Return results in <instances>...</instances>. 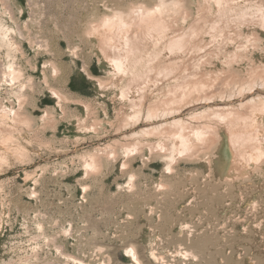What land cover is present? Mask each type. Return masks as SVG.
Here are the masks:
<instances>
[{"label": "rangeland", "instance_id": "rangeland-1", "mask_svg": "<svg viewBox=\"0 0 264 264\" xmlns=\"http://www.w3.org/2000/svg\"><path fill=\"white\" fill-rule=\"evenodd\" d=\"M156 1L0 0V23L13 28L18 44L9 53L34 84L33 90L25 87L30 124L13 130L18 148L0 145V264H134L125 251L130 245L142 264H264V157L259 166L247 157L240 173L230 171L222 128L208 151L178 156L171 169L155 144L129 150L137 138L131 133L148 123L142 117L122 124L131 113L130 100L141 91L130 88L120 97L125 83L100 62L98 42L87 28L112 10ZM243 1L247 8L258 4ZM185 2L191 19L199 0ZM251 21L226 26L230 37L221 41L203 32L201 46L186 59L190 64L196 58L194 65L181 77L192 75V69L213 74L218 76L214 92L226 87L231 93L234 85L222 86L226 76L245 81L264 68V26ZM7 51L0 40V64L9 60ZM166 82L151 83L146 92L143 88L142 108L161 94ZM49 86L67 99L57 104ZM261 93L264 86L257 85L242 95L194 106L236 105L243 95ZM0 99L15 106L2 87ZM194 106L176 115L185 118ZM258 123L254 128L264 137V118ZM140 139L155 143L152 137ZM95 151L101 166L96 171L88 167L90 171L86 160Z\"/></svg>", "mask_w": 264, "mask_h": 264}, {"label": "bare ground", "instance_id": "bare-ground-1", "mask_svg": "<svg viewBox=\"0 0 264 264\" xmlns=\"http://www.w3.org/2000/svg\"><path fill=\"white\" fill-rule=\"evenodd\" d=\"M255 1L261 4L263 0L260 3L258 0ZM249 2L247 1L248 4ZM258 4L257 6L254 4L256 7L247 8L244 1L241 3L240 0H199L196 15L189 19L192 15L188 17V4L185 0H157L151 5L137 3L126 10H112L89 24L87 34L95 37L98 42L100 62L106 65L110 73L120 76L123 80L120 81L121 83H125L119 90L120 97L125 96L130 88L137 93L142 92L144 88L146 92V88L151 83L168 82L160 95L144 104V110L142 108L145 100L143 93L140 92L137 97L130 100L131 113L123 118L122 124L127 126L135 124L142 117L148 121L143 128L131 133L132 138L133 136L137 138L129 146L130 151L144 145L153 149L155 144L165 152V165L171 169V163L178 156L192 157L196 151L210 148L219 137V128H222L232 160L229 170L240 173L247 157L255 164L258 161V165L259 160L264 157V137L257 130L259 128H254V124H259L258 119L264 118V94L252 97L243 95L244 97L242 96L236 105L222 102L202 106L200 109L196 107L200 106L197 104L211 103L215 98L222 100L224 97H229L230 99L234 94L237 96L243 94L244 90L251 91L257 85L264 86V68L251 72L247 79H244L245 81L237 80L239 77L236 79L234 74L224 76V80H221L224 83L222 86L230 84L236 88L231 93L227 92L228 94L224 90L226 87L221 88L219 92H214L212 87L218 76L213 74L206 75L202 71L199 72L200 70L192 69V75L191 73L187 77L180 75V72L183 73L187 67L194 65L196 58H193L194 62L191 61L190 64L186 59L191 56L196 46H201L199 41L201 36L203 37V32L212 36L209 39L221 41L230 37L229 33L225 32L226 26H242L243 23L252 22L251 20L260 21V24L264 26V5ZM12 33L11 26L0 23V40L8 49L6 54L9 58L8 61L0 64L2 65L0 66V89L2 87L7 96L15 100V106L14 104L11 106V101L6 104L0 103V124H8L6 127L3 126L2 130L0 129V145L11 150L18 148L12 140L15 127L30 124V118L24 110V105L28 102L25 87L33 90L34 86L32 78L25 75L24 67L9 53L18 46ZM55 66L52 64V72L57 73L58 68ZM43 78L45 84H48L45 75ZM90 79L97 85L103 84L101 79L92 76ZM104 83L106 84V81ZM49 90L57 104L60 105L61 99H67L59 90L51 86ZM190 106H194L196 110L185 118L179 114L176 115ZM154 119H160V121L153 122ZM143 137H152L155 143L141 140L140 138ZM157 147L156 149L159 150ZM111 153L114 152L111 151ZM124 163L123 166H125ZM86 164L91 170L99 169L101 166L99 152L88 154ZM128 186L132 188L133 183L128 182ZM83 188L86 189L87 186L84 185ZM125 251L134 264H142L133 245L128 246ZM179 252L184 256L188 253L190 256H195L187 250H179Z\"/></svg>", "mask_w": 264, "mask_h": 264}]
</instances>
